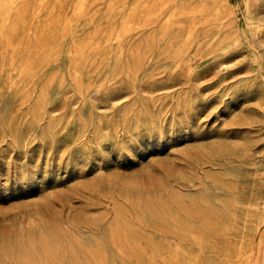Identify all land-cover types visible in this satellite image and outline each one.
<instances>
[{
	"label": "rangeland",
	"instance_id": "374dc122",
	"mask_svg": "<svg viewBox=\"0 0 264 264\" xmlns=\"http://www.w3.org/2000/svg\"><path fill=\"white\" fill-rule=\"evenodd\" d=\"M0 264H264V0H0Z\"/></svg>",
	"mask_w": 264,
	"mask_h": 264
},
{
	"label": "bare ground",
	"instance_id": "6f19581e",
	"mask_svg": "<svg viewBox=\"0 0 264 264\" xmlns=\"http://www.w3.org/2000/svg\"><path fill=\"white\" fill-rule=\"evenodd\" d=\"M130 107V106H129ZM91 110V109H90ZM133 110H134V108H133ZM128 112V111H127ZM127 116V115H126ZM122 118V117H121ZM130 121V120H129ZM262 122V121H261ZM126 131V130H125ZM145 147V146H144ZM142 151V150H141Z\"/></svg>",
	"mask_w": 264,
	"mask_h": 264
}]
</instances>
